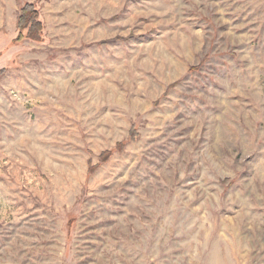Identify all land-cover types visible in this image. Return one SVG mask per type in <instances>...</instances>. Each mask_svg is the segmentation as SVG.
I'll return each mask as SVG.
<instances>
[{"label": "rangeland", "instance_id": "1", "mask_svg": "<svg viewBox=\"0 0 264 264\" xmlns=\"http://www.w3.org/2000/svg\"><path fill=\"white\" fill-rule=\"evenodd\" d=\"M0 264H264V0H0Z\"/></svg>", "mask_w": 264, "mask_h": 264}, {"label": "trees", "instance_id": "2", "mask_svg": "<svg viewBox=\"0 0 264 264\" xmlns=\"http://www.w3.org/2000/svg\"><path fill=\"white\" fill-rule=\"evenodd\" d=\"M44 25L40 20V13L34 4H25L18 18V36L16 42L28 39L35 42L42 40Z\"/></svg>", "mask_w": 264, "mask_h": 264}]
</instances>
